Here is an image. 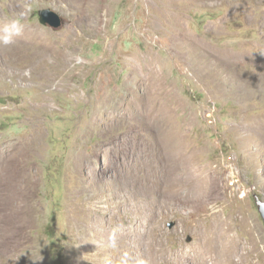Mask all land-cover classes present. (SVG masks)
I'll use <instances>...</instances> for the list:
<instances>
[{"label": "rangeland", "instance_id": "obj_1", "mask_svg": "<svg viewBox=\"0 0 264 264\" xmlns=\"http://www.w3.org/2000/svg\"><path fill=\"white\" fill-rule=\"evenodd\" d=\"M21 13L26 51L0 45V264L135 261L156 237L194 264L215 202L264 264V0H0V25ZM101 222L130 244L101 247Z\"/></svg>", "mask_w": 264, "mask_h": 264}, {"label": "bare ground", "instance_id": "obj_2", "mask_svg": "<svg viewBox=\"0 0 264 264\" xmlns=\"http://www.w3.org/2000/svg\"><path fill=\"white\" fill-rule=\"evenodd\" d=\"M28 34H31V32H28ZM19 39H21V38L19 37ZM19 41L20 40L16 39V42L14 44L10 45V49H11L10 51L13 52L12 54H14L15 56H16V54L22 55L21 52L26 51L22 47V45H25L23 43L24 41L22 39H21L22 42H19ZM38 51H40V50H38ZM65 75H67V74H65ZM51 80H53V77H52ZM55 80H56V78H55ZM50 84H52V82ZM32 138H34V137H32ZM33 143H34L33 141L26 142V144H33ZM35 143H36V141H35ZM173 155L175 157H177V159H175V161H174V163H175L174 166H175V171H176V169L179 168L177 166H180L181 165L180 163H182V159L180 158L179 150H177L176 154H175V151H174L173 152ZM169 159H170V156H169ZM177 164H180V165H177ZM175 173H177V172H175ZM206 173H208V172H206ZM209 173H210V171H209ZM206 175H208V174H206ZM172 177H171V179L169 181V183H170L169 186L171 187V189L172 188L173 189L175 188L177 190L178 189V186L181 188L182 185L180 183H182V178L180 177L179 178V182H178V178L176 177V175H175V179L172 178ZM193 181H195V178H194ZM199 182H196L194 184V188H196L200 184ZM204 182H207V184L210 186L209 192L211 193V197H213L212 194L214 195L216 193H219V191H220L221 188H220V185H219V181L217 180L216 177L213 178V182L210 181V180L207 181L206 179L204 180ZM203 185L205 186V183ZM210 193H208L206 195V197L204 199H202V200H200V199H197L196 201L193 200V203H196V205L198 207H200L201 204L202 205H205L206 203H209L211 201L210 200V196H209ZM177 194H179V191H178ZM217 196H218V194H217ZM215 204L217 205L216 202H215ZM216 205H214L212 207L213 209L209 213V215L212 218V221H211V224H210V226H209V228L207 230V233L205 235V239L203 241H200L197 244V246L194 249V252H191V251L188 250V251L183 252L181 254H182L183 257L185 256V257H187L189 259H192L194 261V264H220L221 261H223V260L226 261V260H229V259H230V262L227 263V264H244L245 263L244 257L245 256H249V254L247 252H245L246 247H244L243 244L239 240H236L237 238L232 233V226H231L232 224H231L230 218L229 217H227V218L222 217L221 214H220V211L216 209L217 208ZM120 228L121 227H116L114 229L113 224L112 225H109L108 228H105V227H103V224L101 222V233H100L101 234V237H102L101 238V247L106 243V239L108 237L109 238L112 237L113 235H115V237H116L117 240L124 239V242L127 243V245H129L130 244L129 242L131 241V238L129 237V233H127L125 231H120ZM142 234L144 235L145 232H143ZM150 239H151V241L149 242V244H148L147 247H144L143 248V250L140 253V256H142V259H147L149 261V264H165L168 261L167 260V256H166L167 255V250L164 249V245H162V243H161V241H160L159 238L156 237V238H150ZM218 244H222V245L219 246V249L223 248V249L226 250L225 255L223 257H220V258L217 257L216 254L213 252V245H214L215 250H217L218 249L217 248L218 247ZM139 248H140V245H139ZM101 252H102V250H101ZM97 253H99V251ZM210 260H212V262H210ZM108 261H110V259H108L105 256L104 257V261L102 262V264H107Z\"/></svg>", "mask_w": 264, "mask_h": 264}, {"label": "clouds", "instance_id": "obj_3", "mask_svg": "<svg viewBox=\"0 0 264 264\" xmlns=\"http://www.w3.org/2000/svg\"><path fill=\"white\" fill-rule=\"evenodd\" d=\"M23 13L18 17L10 19L6 23L0 25V45L8 46L16 42L18 37L23 36L25 31V23L23 22ZM26 75L28 72L26 71ZM108 246L111 248H116L118 246L117 239L115 235L109 238ZM107 264H111V261H108ZM117 264H149L147 259H136L133 261L127 253L120 257Z\"/></svg>", "mask_w": 264, "mask_h": 264}, {"label": "water", "instance_id": "obj_4", "mask_svg": "<svg viewBox=\"0 0 264 264\" xmlns=\"http://www.w3.org/2000/svg\"><path fill=\"white\" fill-rule=\"evenodd\" d=\"M39 20L43 24H49L55 28H59L63 24V19L59 14L50 9L39 10ZM256 204L264 220V200H262L257 194H255ZM171 226L173 224H170Z\"/></svg>", "mask_w": 264, "mask_h": 264}]
</instances>
